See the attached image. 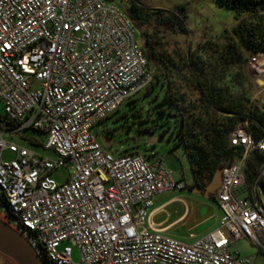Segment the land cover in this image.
<instances>
[{
    "label": "built area",
    "instance_id": "1",
    "mask_svg": "<svg viewBox=\"0 0 264 264\" xmlns=\"http://www.w3.org/2000/svg\"><path fill=\"white\" fill-rule=\"evenodd\" d=\"M261 55L250 59L256 73ZM152 80L137 29L112 0H0V104L18 128L44 133L57 156L0 132L7 222L47 264H75L73 247L77 264H264L230 249L246 239L264 251V164L250 189L245 174L251 154L264 153V136L253 135L249 119L229 137L241 153L215 193L220 226L192 244L155 228L148 215L155 197L185 187L164 159L114 156L94 137ZM6 150L15 158L5 160ZM59 169L68 171L63 182L52 176Z\"/></svg>",
    "mask_w": 264,
    "mask_h": 264
},
{
    "label": "trees",
    "instance_id": "2",
    "mask_svg": "<svg viewBox=\"0 0 264 264\" xmlns=\"http://www.w3.org/2000/svg\"><path fill=\"white\" fill-rule=\"evenodd\" d=\"M112 1L121 5L136 27L137 35L144 37L141 49L147 59L148 71L153 72V80L142 91H145V96L157 91L156 98H160L157 107H161L156 111L159 114L157 118H166L171 124L168 128L171 137H177L179 144L184 146L194 178L206 176V182H210L219 168L235 163L241 153V148L231 146L229 137L242 120H250L251 130L256 138L264 136V113L252 115L248 108L251 97L246 73L249 58L255 54H264V0H220L235 13L239 21L230 34L225 32L229 41L221 54L222 65L229 69L236 68L237 72L226 73L225 69L211 74L207 66L201 64V59L191 58L182 65H175L172 59L161 57L156 52V44L162 41L160 28L180 27L183 32L187 31L180 16L183 8H177L174 15L167 16L161 9L149 10L136 1L127 8L120 2ZM142 28H145L143 33ZM217 69L216 67L214 71ZM185 70L186 74L189 72L192 76L196 71L199 73L196 78L186 76L187 85L178 82V77H182ZM228 76H231L230 80H227ZM189 85L194 86L198 92V98L193 101L188 100L181 91ZM133 98L127 102L135 103ZM18 127L19 124L11 120L4 126L0 124V128L5 131H13ZM148 131L152 132L153 129ZM22 138L35 145H44L29 136L24 135ZM137 153L139 152L124 151L119 156ZM144 156L147 160L156 158V155ZM250 157V166L247 165L245 169L247 189L251 188L264 164V153L255 151ZM0 204L8 207L3 194L0 195Z\"/></svg>",
    "mask_w": 264,
    "mask_h": 264
},
{
    "label": "rangeland",
    "instance_id": "3",
    "mask_svg": "<svg viewBox=\"0 0 264 264\" xmlns=\"http://www.w3.org/2000/svg\"><path fill=\"white\" fill-rule=\"evenodd\" d=\"M115 1L123 4L125 8L136 1L139 5L149 10L161 9L167 16L174 15L177 8H183L184 10L180 12V16L183 18L182 22H184L187 31L183 32L180 27H176L175 29L169 27L160 28L159 34L162 36V41L156 44V52H158L161 57L172 59L175 65H182L191 58H193V60L201 59L203 62L201 64L207 66L210 74L214 72L218 73L220 70L225 69H227L226 73L237 72L236 68L229 69L227 68L228 66L222 65L221 54L229 41L227 33L230 34L239 21L236 19L235 13L227 8L220 0ZM118 6L121 7V5ZM141 31L143 33L145 28H142ZM225 32L227 33L225 34ZM137 37L142 47L144 45V37L143 35H137ZM251 57L246 65V73L250 84L249 95L251 97L248 108L252 111V115L259 116L264 113V103H262L264 85L260 87L258 81L264 76V67L261 70L263 72L258 71V73H256L250 67ZM258 58L261 59L260 61L264 64V54ZM215 66L218 68L216 71H214L216 68ZM222 67H224V69H222ZM151 74L153 75L152 71ZM197 74L199 75L196 71L192 76L189 72L186 74L185 70L182 77H178V82L181 81L182 84L187 85L186 83H188V81L186 76L189 78H196L198 76ZM230 78L231 76H228L227 80H230ZM181 91L186 94L188 100L193 101L198 98V92L192 85L182 88ZM156 96L157 91L147 96H145V91H141L132 99L136 101L135 103H124L120 110L112 117L96 126L92 131L94 137L101 142L99 137L104 136L108 140V146H103L114 156H119V154L124 151H138L143 155H156L158 158H163L166 167L174 173V177L177 180H185L188 188L183 191H178L176 194L183 197L191 208L202 202H212V198L206 199L194 190L191 191L189 189V187L193 185L194 176L190 167L188 154L184 146L179 144L178 138L171 137V131L168 129L171 124L165 120L166 118H157L159 114L156 111L161 107H157L160 98H156ZM218 115L220 114L218 113ZM9 121L10 119L3 105L0 104V124L4 126ZM150 128L153 129L152 132L148 131ZM250 129H252L251 125ZM0 132L4 134V139L9 143L13 142L20 146L27 147L36 154L44 157L52 159L57 157L52 149H47L44 145L29 143L22 138L24 135L29 136L39 143L44 144L45 135L38 130L32 128H16L13 131H5L0 128ZM14 158L15 155L9 150L4 152L5 160H12ZM250 161L251 157H249L247 162L248 167L250 166ZM52 176L58 182H63L68 176V171L66 169H59L53 173ZM201 180L206 181V176H202ZM258 188L259 192H261V198H264V182H261ZM2 193V189L0 188V195H2ZM183 209L184 207L180 203L174 204L169 208L172 213L182 212ZM200 211L206 213L208 211V206L200 207L199 214L201 215ZM193 217L192 215L190 220L193 219ZM0 218L7 222L1 209ZM237 243L244 253L247 252L251 255L257 254L258 249L249 241L242 240ZM258 257L264 261V254L258 255ZM73 261L75 264L80 261V251L76 247H73ZM0 264L15 263L10 258L0 253Z\"/></svg>",
    "mask_w": 264,
    "mask_h": 264
},
{
    "label": "crops",
    "instance_id": "4",
    "mask_svg": "<svg viewBox=\"0 0 264 264\" xmlns=\"http://www.w3.org/2000/svg\"><path fill=\"white\" fill-rule=\"evenodd\" d=\"M258 81L260 83V87H262L264 85V76L261 77ZM262 103H264V94ZM178 181H183L185 183V187L182 190L165 193L155 197L153 200V204L148 209V215L150 216L151 222L155 228L164 229L168 235L182 242L192 244L197 239L206 236L208 233L218 228L220 226V222L222 220L224 212L215 200L216 191L210 195V198H206L205 193L203 194L202 191L194 190L206 199H211L212 196H214L212 198V202H202L200 204H197L195 207L191 208L188 202L183 197L176 194L178 191H183L184 189L188 188L185 180ZM177 203L183 205L184 209L182 212L172 213L169 208ZM201 206H208V211L206 213H202L200 211V215L199 210ZM192 215L194 217L190 220V217ZM239 241L242 240L234 241L233 243H231L230 249H238L243 256H253L257 262L264 263V261H262L258 257V255L264 254V251L259 250L255 246L258 249L256 255H251L247 252L244 253L238 246L237 242Z\"/></svg>",
    "mask_w": 264,
    "mask_h": 264
},
{
    "label": "water",
    "instance_id": "5",
    "mask_svg": "<svg viewBox=\"0 0 264 264\" xmlns=\"http://www.w3.org/2000/svg\"><path fill=\"white\" fill-rule=\"evenodd\" d=\"M99 139L103 145L108 146V140L104 136H100ZM222 170L223 168H219L202 190L206 198H210V195L220 187ZM0 253L10 258L15 264H47L23 234L1 218Z\"/></svg>",
    "mask_w": 264,
    "mask_h": 264
},
{
    "label": "flooded vegetation",
    "instance_id": "6",
    "mask_svg": "<svg viewBox=\"0 0 264 264\" xmlns=\"http://www.w3.org/2000/svg\"><path fill=\"white\" fill-rule=\"evenodd\" d=\"M207 185V182L198 178H194V182L193 185H191L189 187L190 190H199L202 191L204 189V187ZM203 194L205 193L204 191H202Z\"/></svg>",
    "mask_w": 264,
    "mask_h": 264
}]
</instances>
